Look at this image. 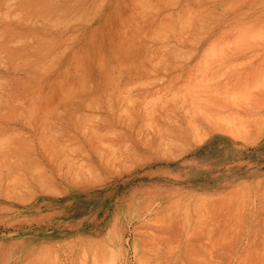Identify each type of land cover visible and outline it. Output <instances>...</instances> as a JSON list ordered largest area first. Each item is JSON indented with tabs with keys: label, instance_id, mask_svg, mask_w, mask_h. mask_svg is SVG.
Returning <instances> with one entry per match:
<instances>
[{
	"label": "rangeland",
	"instance_id": "374dc122",
	"mask_svg": "<svg viewBox=\"0 0 264 264\" xmlns=\"http://www.w3.org/2000/svg\"><path fill=\"white\" fill-rule=\"evenodd\" d=\"M122 1L0 21V264H264V0Z\"/></svg>",
	"mask_w": 264,
	"mask_h": 264
},
{
	"label": "bare ground",
	"instance_id": "6f19581e",
	"mask_svg": "<svg viewBox=\"0 0 264 264\" xmlns=\"http://www.w3.org/2000/svg\"><path fill=\"white\" fill-rule=\"evenodd\" d=\"M63 1L64 0H61V1H59V0H1V2H2V8H1L2 14H0V21H4L7 18H9L10 16H13L19 20L22 27L28 28V29H33V30H36L39 32H43V31H45V27L47 25L60 26L62 23L66 22L65 20H60L56 16V14H50V10L55 8L57 5L65 6L66 4ZM223 6H227V5H223ZM135 31H136V29H135ZM27 33L28 32L24 31V30H18L9 36L8 48L10 50V54L14 58L19 56L22 53V51L25 49L26 42L31 38L32 35L27 34ZM210 54H212V53H210ZM11 64L14 65V62H11ZM43 65H45V64H43ZM28 67H29L28 64L24 65V68H28ZM106 75H109V73ZM29 80H30V75L28 74L26 77V81H29ZM187 92H188V90H187ZM73 95H74V93H73ZM263 228H264V226H263ZM106 261H107V259H106ZM138 262H139V264H144L143 257L140 254L138 255Z\"/></svg>",
	"mask_w": 264,
	"mask_h": 264
}]
</instances>
